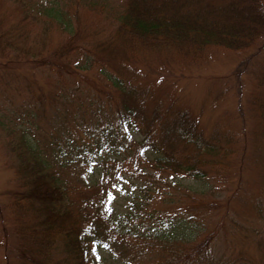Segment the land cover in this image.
<instances>
[{
  "label": "rangeland",
  "instance_id": "obj_1",
  "mask_svg": "<svg viewBox=\"0 0 264 264\" xmlns=\"http://www.w3.org/2000/svg\"><path fill=\"white\" fill-rule=\"evenodd\" d=\"M50 1L69 10L65 22L71 21L70 30L43 9ZM127 1L0 0V22L12 25L25 19L30 41L37 37L50 48L63 37L66 41L78 27L83 40L82 59L74 53L69 61L76 73L26 69L14 76L0 68V264H30L12 250L24 242L23 216L16 218L10 208L14 199L8 195L21 185L15 183L19 176L14 174L12 153L21 136L18 128L40 147L49 163L48 154H55L56 173L77 193L76 199L83 196L92 217H101L99 201L107 198L106 189L112 185L110 219L124 228L132 229L133 217L145 226L146 210L155 207L159 218L182 220L196 234L217 228L212 244L215 264L221 258L234 262L242 252L264 264V37L239 50L208 47L196 65L183 62L179 54L142 52L131 60L134 73L121 71L126 75L125 87L141 85L147 110L159 108L171 120L173 114L185 113L198 132L207 138L218 135L226 148L215 167L209 168L208 179L176 176L167 181L170 186L161 185V192L156 187L147 193L143 179L127 163L131 152L112 146V140L133 145L142 135L134 127L118 133L114 120L118 98L113 89L118 86L100 74L101 61L94 56L99 42L118 25V13ZM104 70L116 72L108 65ZM103 170L108 181L98 183ZM133 176L141 187L132 183ZM201 196L214 204L195 203ZM112 230L120 241L103 237L110 244L92 246L91 264H152L136 241L140 232L131 230L128 236L124 229L121 236ZM100 231L103 234L105 228ZM59 251H64L62 244Z\"/></svg>",
  "mask_w": 264,
  "mask_h": 264
},
{
  "label": "trees",
  "instance_id": "obj_2",
  "mask_svg": "<svg viewBox=\"0 0 264 264\" xmlns=\"http://www.w3.org/2000/svg\"><path fill=\"white\" fill-rule=\"evenodd\" d=\"M42 7L63 29H71V21L65 22L69 10L63 5L50 1ZM117 19L118 25L99 42L96 47L99 52H94V56L101 61L100 74L118 86L112 85L118 98L113 117L118 133L134 127L140 131L142 139L135 138L133 145L112 140V146L120 152H131L127 163L134 174L143 179L142 187L147 193L156 187V192H161L158 189L164 183L170 186L169 177L208 179L209 168H214L226 152L218 135L207 138L188 122L190 118L185 113L173 114L175 117L171 120L163 116L159 108L147 110L143 102L146 96L138 88L141 85L126 84L125 87L123 73L137 70L131 67V60L142 52L179 54L183 62L196 65L208 47L239 50L251 46L264 37V0H128ZM27 25L25 19L12 25L0 22V68L5 73L9 71L18 76V71L26 69L33 73L35 70L58 74L77 72L76 68L70 70L69 61L74 53L82 59L79 27L66 41L63 40L67 37H63L57 45L53 43L47 48L37 37L32 41L28 39L31 30ZM38 40L40 43L36 44ZM107 65L116 72L112 75L105 70L102 72ZM261 112L264 120V110ZM13 147L14 174L19 176L15 183L21 185L8 195L14 199L10 208L16 218L23 216L20 228L24 242L17 243L16 250H12L23 260H29L30 264H91L89 252L93 245L103 243L107 237L114 243L120 241L109 231L113 229L121 236V230H127L123 234L128 236L131 230L134 234L140 232L141 237L135 236L136 241L142 243L143 252L149 255L152 264H215L212 243L217 228L196 234L182 220L159 218L154 207L146 210L145 226L143 220L133 217L129 222L134 225L128 230L115 223L113 217L110 219L106 199L99 201L101 217H92L88 205L83 204V196L76 199L77 193L73 194L56 173L55 154H48L49 163L40 147L25 133H21ZM103 173L98 183L108 181L109 174L106 176L104 170ZM131 179L134 185L141 187L139 181H134L135 176ZM106 193H109L107 198L112 195V185ZM197 199H201L195 202L199 205L214 204L203 196ZM101 227L105 228L103 234ZM61 244L63 252L59 251ZM216 264L257 262L254 255L242 252L234 262L227 263L222 258Z\"/></svg>",
  "mask_w": 264,
  "mask_h": 264
}]
</instances>
